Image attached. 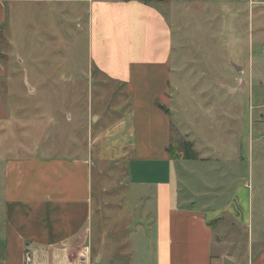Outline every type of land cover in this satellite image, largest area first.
I'll return each instance as SVG.
<instances>
[{
    "label": "crops",
    "instance_id": "1",
    "mask_svg": "<svg viewBox=\"0 0 264 264\" xmlns=\"http://www.w3.org/2000/svg\"><path fill=\"white\" fill-rule=\"evenodd\" d=\"M20 1L33 2L0 0V31L8 7ZM65 1L87 4V69L124 88L130 99V111L116 132L121 141L131 139L126 184L120 192L104 190L95 140L81 136L79 88L91 87L93 80L79 78L85 75L77 74L81 70L54 80L73 91L52 106L35 88L45 81L26 79L35 92L28 90L27 100L46 105L38 111L26 105L23 123L19 113L6 108L0 56V129L2 124L12 134L25 127L29 145L23 157H14L10 152L17 148L0 143V151H8L0 153V264H264V238L251 235V214L239 222L248 230L246 251H233L212 224L224 211L183 201L178 160L170 152L176 143L171 115L175 15L159 5L173 7L174 1ZM121 232L128 234L126 241H119ZM122 246L130 247L129 254L122 255Z\"/></svg>",
    "mask_w": 264,
    "mask_h": 264
},
{
    "label": "rangeland",
    "instance_id": "2",
    "mask_svg": "<svg viewBox=\"0 0 264 264\" xmlns=\"http://www.w3.org/2000/svg\"><path fill=\"white\" fill-rule=\"evenodd\" d=\"M173 1V7L159 5L175 15L171 115L179 150L172 157L178 160L181 195L196 208L222 209L212 220L216 235L228 240L233 251L245 252L248 230L239 223L245 214L253 218L251 235L264 238V6L255 3L259 0ZM7 18L0 31L6 108L25 123L26 105L37 111L46 105L27 100L28 90L35 92L26 79L45 81L35 88L45 102L57 106V97L68 98L73 87L51 82L84 73L79 78L94 83L79 88L81 136L95 140L97 175L104 190L120 192L126 184L124 160L131 139L121 141L116 132L130 111V99L124 88L87 69V4L20 1L8 7ZM1 128L0 143L16 147L12 156L23 157V148L29 147L25 127L14 128L12 134ZM185 142H193L197 160L181 158ZM119 238L126 241L128 234L121 232ZM119 250L127 255L130 247Z\"/></svg>",
    "mask_w": 264,
    "mask_h": 264
},
{
    "label": "trees",
    "instance_id": "3",
    "mask_svg": "<svg viewBox=\"0 0 264 264\" xmlns=\"http://www.w3.org/2000/svg\"><path fill=\"white\" fill-rule=\"evenodd\" d=\"M166 112H168L167 110H165ZM185 149L182 148V150L180 151L181 154V158L182 159H186V160H197L198 156L196 151L193 149V144L191 142H185L184 143ZM178 151L179 150V145L176 144L174 146V144L171 145L170 147V152L172 153L173 151Z\"/></svg>",
    "mask_w": 264,
    "mask_h": 264
},
{
    "label": "built area",
    "instance_id": "4",
    "mask_svg": "<svg viewBox=\"0 0 264 264\" xmlns=\"http://www.w3.org/2000/svg\"><path fill=\"white\" fill-rule=\"evenodd\" d=\"M28 264H30V261H28Z\"/></svg>",
    "mask_w": 264,
    "mask_h": 264
}]
</instances>
